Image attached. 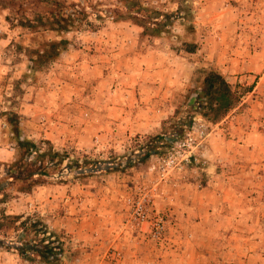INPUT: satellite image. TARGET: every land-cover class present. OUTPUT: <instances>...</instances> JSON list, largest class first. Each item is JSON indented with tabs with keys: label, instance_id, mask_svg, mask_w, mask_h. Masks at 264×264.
Listing matches in <instances>:
<instances>
[{
	"label": "rangeland",
	"instance_id": "obj_1",
	"mask_svg": "<svg viewBox=\"0 0 264 264\" xmlns=\"http://www.w3.org/2000/svg\"><path fill=\"white\" fill-rule=\"evenodd\" d=\"M57 1L0 0V264H264V0H136L173 15L159 37L117 20L121 0ZM52 10L71 20L66 33L19 23ZM59 39L67 47L56 60L28 61L24 49ZM209 71L242 93L216 124L194 108ZM9 115L20 140L66 154L30 192L7 174L22 157ZM85 160L79 175L74 163ZM202 193V210L219 216L192 224L185 196ZM144 195L149 224H165L159 242L133 226L127 201ZM36 230L53 237L57 260L13 250L38 245Z\"/></svg>",
	"mask_w": 264,
	"mask_h": 264
},
{
	"label": "trees",
	"instance_id": "obj_2",
	"mask_svg": "<svg viewBox=\"0 0 264 264\" xmlns=\"http://www.w3.org/2000/svg\"><path fill=\"white\" fill-rule=\"evenodd\" d=\"M43 1H45L47 5L54 6V9L62 6V3L57 0H41V2ZM121 3L123 14L114 13L115 18L117 20H127L138 25L143 28V33L150 37H159L173 18L172 14H161L154 10L148 11L147 8L139 5V2L136 0H121ZM60 16V12H58L57 15H54L52 10L46 16L35 14L31 19L23 17L20 19L19 23L21 26L30 29L46 28L48 32H60L64 34L67 30L65 27L63 28L61 23L63 20L67 22H70L71 20L67 16L65 17V14L62 16L63 20H60ZM56 26L57 29H54ZM190 29L191 27L189 30ZM66 47L67 40L59 39L56 42L50 43V45H45L43 48L22 50L25 52L28 61L33 64L34 67H43L56 60ZM188 53H194V46L190 47ZM31 69L33 70L34 68L32 67ZM200 85V93L196 97L197 105L194 108H198L201 112V117L213 124L220 122L226 117L227 114L238 105L242 97V93L233 90L224 77L214 71L206 72ZM9 116V125L12 128V133L16 139L17 146L22 152V157L21 163L18 161L7 169V174L10 175L9 179L24 183L25 189H21L23 192H30L31 188L38 184L37 181L33 179L35 177H45L48 175L47 172L50 169L60 167L65 161L66 154L57 153L51 148L46 151H41L34 143L25 139L20 140L17 116ZM163 141L166 145H169L172 140L163 139ZM157 148V146L152 147L149 150V153H146V155L142 157L141 162L150 157L151 154L155 155V149ZM152 150L153 153H151ZM74 164L75 170L79 172V175L86 174L85 171L88 170L87 166H89L87 160L80 165L77 163ZM66 166L65 169H71L69 165ZM130 166L131 162H128L126 167ZM12 168L15 169L12 170ZM92 168V170H100L95 167ZM113 170L111 169V171ZM16 171L18 172L17 175H11ZM22 218L23 217L21 216H16L5 217L4 219L8 222V225H15ZM24 225V222L19 223V226L22 228ZM24 229H26V227H24ZM33 234L35 236H41V239L38 240V245H29L28 243L21 244L20 247L13 248V250L24 259H27V254L32 253L36 254L43 261H47L50 258L57 260L55 257L61 254V251L60 247H52L53 242L51 240H53V237L45 231L40 232L36 230ZM47 240H50L51 243L47 242V244H45ZM56 250L58 251L56 252Z\"/></svg>",
	"mask_w": 264,
	"mask_h": 264
},
{
	"label": "built area",
	"instance_id": "obj_3",
	"mask_svg": "<svg viewBox=\"0 0 264 264\" xmlns=\"http://www.w3.org/2000/svg\"><path fill=\"white\" fill-rule=\"evenodd\" d=\"M195 143L193 139L188 138L181 144V147L186 148V152H188L195 146ZM186 152H183L182 155V161L185 162H187V158L191 157V153L186 155ZM127 203L132 208L131 219L133 221V226L141 230L142 226L148 225L147 234L149 238L152 241H161L166 230L165 224L158 219L149 224V197L144 195L137 201L131 202V200H128Z\"/></svg>",
	"mask_w": 264,
	"mask_h": 264
},
{
	"label": "crops",
	"instance_id": "obj_4",
	"mask_svg": "<svg viewBox=\"0 0 264 264\" xmlns=\"http://www.w3.org/2000/svg\"><path fill=\"white\" fill-rule=\"evenodd\" d=\"M203 195H204V193L199 194V195H194V196H189V195L185 196V199L189 198V200L191 201V203L185 202L186 203V207H188V208H186L187 209L186 210V212H187L186 220L187 221L193 220L194 222H192V224L195 223V224L199 225L201 223V221L197 222V219L202 220V218H203V219L207 220L208 218H211V216H214V215L215 216H219L218 214H216L214 212L209 213L205 209L202 210L201 204H208V200H205V197H203ZM202 198H204V199H202ZM195 208H197L198 210H195ZM212 218H215V217H212ZM190 250L192 251V250H194V248H191ZM173 261H174V259L169 260V261L167 260V264H174ZM178 262H180L181 264H184L183 261H178ZM118 264H137V263L132 258H130V259L129 258H127V259L124 258ZM188 264H194V263L193 262H188Z\"/></svg>",
	"mask_w": 264,
	"mask_h": 264
}]
</instances>
